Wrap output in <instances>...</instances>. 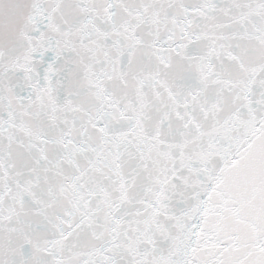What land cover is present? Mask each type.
Here are the masks:
<instances>
[{
	"label": "snow or ice",
	"instance_id": "obj_1",
	"mask_svg": "<svg viewBox=\"0 0 264 264\" xmlns=\"http://www.w3.org/2000/svg\"><path fill=\"white\" fill-rule=\"evenodd\" d=\"M0 264H264V0H0Z\"/></svg>",
	"mask_w": 264,
	"mask_h": 264
}]
</instances>
